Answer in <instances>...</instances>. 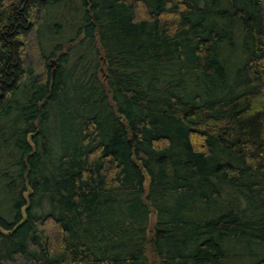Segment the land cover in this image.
Segmentation results:
<instances>
[{"label": "trees", "instance_id": "1", "mask_svg": "<svg viewBox=\"0 0 264 264\" xmlns=\"http://www.w3.org/2000/svg\"><path fill=\"white\" fill-rule=\"evenodd\" d=\"M156 263L264 264V0H0V264Z\"/></svg>", "mask_w": 264, "mask_h": 264}, {"label": "water", "instance_id": "2", "mask_svg": "<svg viewBox=\"0 0 264 264\" xmlns=\"http://www.w3.org/2000/svg\"><path fill=\"white\" fill-rule=\"evenodd\" d=\"M53 62H54V60H53Z\"/></svg>", "mask_w": 264, "mask_h": 264}, {"label": "flooded vegetation", "instance_id": "3", "mask_svg": "<svg viewBox=\"0 0 264 264\" xmlns=\"http://www.w3.org/2000/svg\"><path fill=\"white\" fill-rule=\"evenodd\" d=\"M53 64V63H52Z\"/></svg>", "mask_w": 264, "mask_h": 264}, {"label": "rangeland", "instance_id": "4", "mask_svg": "<svg viewBox=\"0 0 264 264\" xmlns=\"http://www.w3.org/2000/svg\"><path fill=\"white\" fill-rule=\"evenodd\" d=\"M157 264V263H156Z\"/></svg>", "mask_w": 264, "mask_h": 264}]
</instances>
